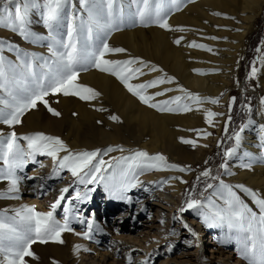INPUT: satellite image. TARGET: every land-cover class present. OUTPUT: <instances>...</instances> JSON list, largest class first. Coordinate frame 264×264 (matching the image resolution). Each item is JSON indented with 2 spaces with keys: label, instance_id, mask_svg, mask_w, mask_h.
I'll return each instance as SVG.
<instances>
[{
  "label": "snow or ice",
  "instance_id": "snow-or-ice-1",
  "mask_svg": "<svg viewBox=\"0 0 264 264\" xmlns=\"http://www.w3.org/2000/svg\"><path fill=\"white\" fill-rule=\"evenodd\" d=\"M116 3L117 0H79L81 9L87 13V19L77 17L73 11L71 20L67 24V39H63L61 29L65 18L69 15L66 7L71 5V8L75 10L72 0H0V27L16 33L30 43L48 41L46 46L50 53L48 59L39 58L42 60L39 67L44 71L38 74L35 70L37 65L34 63L37 60L36 54L22 52L18 46L0 39V124L8 125L9 128L21 124L24 114L35 109L38 102L43 103L52 115L60 116L61 113L50 107L45 99L50 94L78 96L85 101L98 97L100 95L98 91L78 83L80 71H87L89 67L115 76L133 96L138 97L148 107L160 112H189L193 110L192 104L201 105L206 101L212 104L218 103L217 99L202 98L182 87H179V91L183 93V96L177 95L169 100L152 102L154 97L163 96L172 92L173 89L164 88L152 95L146 94L147 90L157 88L162 84L173 83L174 77L168 76L162 68L140 58L106 59V54L126 52V49L121 47H110L105 38L112 30L118 28L117 16H123V7L117 9ZM131 3L137 6L136 16L144 26L150 22L163 29L184 31L183 28L172 29L168 23L170 12L180 10V0H168L170 6H166L165 0H155L154 5L153 0H131ZM34 12H38L41 16L43 26L48 30L47 36H41L32 30L31 16ZM77 19L79 23H76ZM181 39L183 38L176 39L174 43L179 45ZM189 46L207 48L206 45H198L195 42ZM5 50L16 53L17 63L7 60L3 55ZM207 50L211 51V49ZM257 51L261 50L257 49ZM261 59H264V55ZM145 68L150 72H160L162 75L141 83H131L130 81L146 74ZM256 72L257 69L253 66L251 75L255 76ZM181 101L191 103H181ZM234 101L235 98H233ZM261 104H264V98L261 99ZM98 110L103 111L104 109ZM229 110H231V105ZM205 112L206 122L209 125L213 124V117L221 115L207 109ZM109 119L119 121L116 115L110 116ZM228 120L231 121L230 115ZM261 130L264 132V125H261ZM195 131L198 135L203 132L205 138L212 135L203 130ZM225 132H227V125ZM234 135L236 147L226 149L225 157L233 156L240 145V133L237 132ZM181 141L193 147L197 143L195 140L184 138H181ZM260 142L264 147V135L261 136ZM203 146L207 147V145ZM114 151L124 152L126 150L122 146H109L106 149L74 151L61 138L42 132L23 136L18 135L14 130L8 133L0 132V162L3 165L0 167V182L7 181L8 183L7 189L0 191V199L20 198L22 180H32L36 177H22L18 175V172H23L29 163L44 167L43 163L37 160V156L51 158L53 176L59 177L62 171L67 170L74 178V184L85 187L84 192L77 187L75 196L68 198V204L64 206L62 222L56 219L54 213L61 206V202L66 200L65 194L69 193L72 185L60 189L59 197L50 205L51 210L47 212L37 211L34 207L28 206L14 209V215H8L7 210L0 212V264H28L25 257L38 259L32 251V245L37 241L64 243L61 239L62 233L74 232L71 227L73 220L84 223V219L78 217V210L71 205L73 200L83 202L90 199L89 193L94 189H89L88 185L102 182L111 198L130 202V197H127L126 193L142 183L139 176L145 171L177 170L184 172L190 170V167L169 164L162 154L150 155L143 150H128L130 155L113 157L111 160L103 159V156ZM61 153L63 155H60ZM220 167L227 170L226 163L221 164ZM243 167L251 169L252 164L247 163ZM201 177L218 181V183H206L205 191L214 189L211 196L206 198L207 204H203L199 199L191 198V193H187L188 198L185 201L187 209H196L197 214L203 217L208 227L226 225L230 233L235 232L237 251L248 260V264H264V196L245 185L235 186L251 198L252 203L258 209L257 212L245 203L234 190L233 185L226 183L219 176H213L211 169L202 171L197 177L198 182ZM169 179L187 183L179 176ZM43 187L41 185V188ZM212 196L222 201L223 206L212 199ZM185 210L182 207L180 212ZM183 226L192 236L197 235L187 223ZM91 231L92 221H88V231L76 233V235L91 239ZM186 243L191 244V241H186ZM82 247V245L74 246L75 251H79ZM171 250L172 247L169 245L168 251ZM142 264H148V262L145 260Z\"/></svg>",
  "mask_w": 264,
  "mask_h": 264
},
{
  "label": "rangeland",
  "instance_id": "rangeland-1",
  "mask_svg": "<svg viewBox=\"0 0 264 264\" xmlns=\"http://www.w3.org/2000/svg\"><path fill=\"white\" fill-rule=\"evenodd\" d=\"M117 7H121L118 4ZM72 4H75V10L71 8V5L66 7V12L69 15L65 18L63 22V27L61 29L62 38L66 39L65 33H67L66 26L69 22L70 16H72L73 11L77 17H82L87 19V13L84 12L79 4V0H72ZM116 7V8H117ZM123 10L125 6L122 5ZM169 16V15H168ZM34 18V14H32L31 19ZM203 19H206L205 15H202ZM122 19V22H121ZM36 25L40 23V20L36 21ZM76 23H79V19H77ZM117 24L118 28L112 30L111 33L123 32L126 34L120 41L119 44L122 46L121 48L126 49L124 53H109L106 54V59L111 60H124L129 59L130 56L133 58H140L143 61L149 62L152 65L157 66L158 68H162V64L164 61V56L166 53L171 55V59L167 58V62L173 66L174 59L176 56L173 53L179 52L183 49H187L184 45L186 41H188V36H184L183 34H177L176 37H173L172 34H168V40L172 42H168L167 48L163 44H160L157 40L156 32L161 28L153 23H148L147 26H144L140 23L139 18L135 15H124L120 17L117 16ZM206 22L198 24V28L193 31V38H190V42H201L207 46H211L208 38L212 39L210 35L197 36L198 34H203L202 29ZM193 25L191 21L181 23V27L184 30L190 29ZM211 26L210 24H207ZM32 28V27H31ZM200 28V30H199ZM66 29V30H65ZM178 29V28H176ZM33 31L40 34L41 36H47V34H43V32L38 27L32 28ZM139 33L144 35V40L138 39L137 36ZM132 35L134 37V41H129L127 36ZM155 36L154 41H151L150 36ZM108 36V35H107ZM181 39V43L179 45L175 44L174 41L179 38ZM108 42V37H105ZM197 40H196V39ZM207 38V39H205ZM0 39L6 40L16 46L22 52L34 53L36 54L37 60L34 62L37 67L35 68L36 72L39 74L44 71L41 69L39 65L42 63L40 57L45 59L50 58V53L47 48L48 41H41L38 43H30L23 39L21 36L16 33L11 32L10 30L0 27ZM225 40V36L218 39L221 43V49H224L229 46V42L223 45ZM111 44H109L110 46ZM113 47V46H112ZM257 49L261 51L258 52ZM264 52V6L260 13L258 14L251 31L244 38V41L241 43V49L236 52L235 59L233 62V71H232V80L228 90V99L224 105V117L222 120V125L220 130L213 129L211 131L212 135L210 136V140L207 143V148L205 150V158L204 161L201 162L198 154L197 145L193 147L191 144H185L181 142L182 146L185 148L184 152L187 157H189L190 161H184L181 159H177L175 161H171L170 163L179 165L181 167L189 168L190 170L180 172L175 170V174L181 177L183 180L185 176H188L184 183V187L182 190V195L179 199V203L176 206H171V204L166 203L164 201L156 200V197L150 196V193L147 194L148 191L142 192V189L132 188L129 191L127 197L130 198V202L127 200L114 199L109 198V200H105L106 196L103 190V183L91 184L87 187L89 189H94L89 193L90 199L79 203L78 206L72 204V206L78 210V217H82L85 219L84 223H75L73 225L75 231H81L83 233L85 230V225L87 224V220L91 219L93 221H97L101 226L108 227V229L115 230L114 232H121L120 235L128 237V238H139L141 236L140 233L146 234L143 237L142 243L139 241L136 246H143L146 248L147 252H134L128 254L129 261L135 262L139 261L142 263L143 261H147L148 264H177L182 257V254L185 252L194 253L195 255L191 257L190 264H204L207 262V258L212 255L210 261L211 264H230L227 260H223L220 258L219 250H216L213 253L209 252V245L212 244L210 238L216 234L214 230L218 228V226L209 227L205 231H202L201 228H204L203 217L197 214L196 209H187V205L185 203L188 198L187 193H191V198L199 199L202 203L208 198V195L214 189H207L205 191L206 183L217 184L218 181H213L209 178L201 177L200 181H197V177L200 175L202 171L205 169H211L213 176H219L220 179L224 180L226 183L234 186V190L246 199L251 198L241 192L238 188H235L236 185H240L243 183L227 179L229 176L228 170L220 167L221 164H227V168L231 164H233L237 159V157H233L236 155V152L231 157H225L224 153L226 149L236 147L235 143V133L239 132L243 133L244 127L249 121L252 113L254 112L255 106L259 104V101L263 98L261 89L258 82L257 75H251L252 67L259 68V59ZM13 52L4 51L3 55L7 58V60H11ZM174 68V67H173ZM163 69V68H162ZM167 70L170 72L169 68ZM146 73L144 76L139 77V79H134L130 81L131 83H141L147 80L155 79L160 74V72H150L147 68L144 69ZM173 74V73H172ZM171 72L168 76L174 77V82L166 85V88H172V92H168L167 94L175 95L179 93L180 85L177 84V77L175 74L172 75ZM104 79L105 87L99 86L98 82L103 81ZM78 83L87 87H91L92 89L98 91L100 95L92 100H81L78 96H64L61 93H57L55 95L50 94L45 97L48 101V105L54 108L56 111L60 112V116H54L49 111L48 108L41 102L37 103V107L32 109L24 114L21 118L22 123L18 124L19 127L23 125L30 134H34L37 132H42L46 135L56 136L63 140L65 136H68L67 143L69 142H77L81 145L79 150H95L106 149L109 146H112L111 137L114 135L116 142H124L127 143V140L122 139V134H126V137H129L131 141L138 139L140 143L149 142L150 138H145L149 134V129L153 127V122H156L157 119L153 118L151 115L142 116L138 113L136 100L142 103L138 97L133 96L124 85L118 80L115 76H112L109 73H104L99 71L94 67H89L87 71H80L78 77ZM112 84L117 85V90L114 91L112 88ZM245 86V88H244ZM177 87V88H176ZM156 92L155 88H150L147 90L146 94L152 95ZM225 93H221L220 96H224ZM159 96L154 97V100L161 99L169 100L171 96ZM233 98L235 101L233 102ZM145 105L144 103H142ZM231 105V110H229V106ZM175 106V105H173ZM98 109H104L100 111ZM250 109V111H249ZM73 113L75 115V121H71L69 114ZM160 112V111H158ZM116 115L119 117V121H113L109 119L110 116ZM170 115H177V113L171 112ZM229 115L231 116V121L228 120ZM98 121L100 123H98ZM175 127H183L182 124L175 123L174 120L171 122ZM15 125L14 128H16ZM227 125V132H225V126ZM9 127L5 124H0V132L4 133V130ZM20 129V128H19ZM243 129V131H241ZM101 131L112 134L111 137L101 135ZM121 132V134H118ZM179 133V131L177 130ZM86 137L91 140V142L87 144H83L82 140ZM139 137V138H138ZM231 137V139L229 138ZM194 139V136H192ZM113 139V138H112ZM115 141V140H114ZM167 141V140H166ZM212 142V143H211ZM66 143V144H67ZM124 143H118L123 144ZM115 147V146H112ZM171 151L176 152L175 149L170 145ZM115 152V151H114ZM114 152L108 153L107 156H103L105 160H111L113 157L112 154ZM46 157V156H37V158ZM186 157V158H187ZM183 158V156H182ZM185 158V156H184ZM235 158V159H234ZM234 161V162H233ZM2 162H0V167H2ZM35 164L29 163L28 166L25 167V172L21 173L23 177H28V173L31 171ZM188 172V173H187ZM68 171L64 170L60 173L59 178L55 181V184L58 182H62V179L68 175ZM251 173V172H249ZM35 177V176H32ZM29 180V179H26ZM6 181L0 182V191L6 190L8 185L4 183ZM27 189L31 186H34V181H31V184L25 183ZM79 188L81 192L85 191V187L83 185L75 184L72 189L69 190L68 195L72 194L76 188ZM194 188V191H192ZM253 190L258 191L262 196L263 195V186L258 185L256 183L250 184V187ZM152 193V192H151ZM137 195L135 198L132 197ZM143 196L144 200L141 203L143 205V211L138 205L140 202L137 200L138 197ZM32 199H35V196L29 195ZM43 198L39 197L41 201ZM107 201V202H106ZM252 201V200H251ZM7 199H0V212H3L4 208L1 205L5 204ZM77 203L79 201H76ZM65 201L61 202L60 212L54 213L56 219L60 220L64 217V205ZM185 208L184 212H180L181 208ZM254 210L258 212L256 206L253 204L251 206ZM51 210V209H49ZM40 211V210H39ZM8 215H14V213H8ZM176 217V219H174ZM163 221V223L161 222ZM106 222V223H105ZM190 224V227L200 236V239H196L193 242V237L185 234V228L183 226L184 223ZM193 224V225H192ZM110 225V226H109ZM175 232V234H173ZM106 235V234H105ZM217 236L219 234L217 233ZM213 236L214 240H218V237ZM101 237V236H100ZM99 237V238H100ZM108 239H112L115 236L109 232L107 235ZM196 237V236H195ZM217 238V239H216ZM64 243H56L53 241H49L46 244L54 243L57 246L56 250H53L51 246L46 247L41 250L37 247L39 241L32 245V251L35 253L38 259H33L30 257H25L28 264H77L75 262L76 257L71 253V250L68 249V246L73 247L72 240H68L65 236H61ZM83 239V236L80 235L79 241ZM107 239L106 243H109ZM211 239V240H210ZM100 240H104V237H101ZM141 240V239H140ZM213 240V241H214ZM76 242V240H74ZM186 241H191V244L186 243ZM101 242V241H99ZM145 244V245H144ZM87 245H89V251H87V256L82 259L84 262L91 261L92 256L99 257L101 253H109V249L107 250L105 246L101 243L96 244L93 241H87ZM102 245V246H101ZM171 245L172 250L168 251V246ZM46 246V245H45ZM221 246V245H220ZM98 247L97 252L95 249ZM104 249V250H103ZM130 249V248H129ZM128 249V250H129ZM196 249V250H195ZM235 251V247L233 244L228 245L225 250ZM100 250V251H99ZM102 251V252H101ZM108 251V252H107ZM205 258V259H204ZM111 260L108 261V263Z\"/></svg>",
  "mask_w": 264,
  "mask_h": 264
},
{
  "label": "bare ground",
  "instance_id": "bare-ground-1",
  "mask_svg": "<svg viewBox=\"0 0 264 264\" xmlns=\"http://www.w3.org/2000/svg\"><path fill=\"white\" fill-rule=\"evenodd\" d=\"M118 1L119 5L125 6V9L123 10L124 15L136 14L137 6L135 4H132L131 0ZM154 3L155 0H153V5ZM165 4L166 6H170L168 4V0H165ZM180 5L181 6L179 11L172 10L170 12L168 16V23L172 27V29H176L182 28L181 23L191 21L193 25L190 27V29L184 31H177L161 28L156 32V36L158 37L157 41L160 44H163L165 48H167L168 42H172L168 40V34H172L173 37H176L174 33L179 34V36L180 34H185L184 36H188V41H186V45H184L187 49H183L181 53L176 51L173 53V55L176 56V59H174L173 66H171L167 62V58L171 59V55L166 53V55L164 56L162 68L164 70V73H167V75H169V73L171 72V74L173 73L175 74V76H178L176 86L180 85L188 92L198 94L202 98L207 97L217 99L218 103L212 104L210 101H206L201 105L192 104V111L180 112L177 113V115L175 116L170 115L171 112H158L156 109L150 108L146 104L143 105L142 103L136 100L137 110L140 115L145 116L147 114L157 119L156 122L152 123L153 127L149 129L150 136L148 135L147 137H145L150 138L149 142L140 143L138 139L131 141L129 137H126V134H122V139L127 140V143L116 142L114 135L112 136V134H109L107 132L102 133L101 131V135L103 136H112L110 138L112 146H122L126 150L124 152L115 151L112 154L113 156L120 157L122 155H130V151L128 150H143L147 151L150 155H164L167 158V162L169 164H172L170 162L175 161L177 159H181L183 161L185 159V161H190L189 157L185 155V148L181 144V138H184L189 140H195L197 142L196 145L198 147L197 149L199 159L201 162H203L205 158V150L207 148L203 145H207L211 135L205 138L203 132L198 135L197 131L195 130H203L204 132L210 133L213 129L220 130L224 117L223 107L228 99V90L226 89L229 87L232 80V71L235 68H233V62L235 59L236 52L241 49V43L251 31V28L253 27L258 14L264 6V0H180ZM115 7H117V5H115ZM118 8L120 7L118 6L117 9ZM33 14L34 18L31 19V27H38L43 32V34L48 35V30L43 26L42 18L39 13L34 12ZM202 15H205L206 19H203ZM37 20H40V23L36 25L35 23H37ZM70 20L71 16L69 18V21ZM203 22H206L211 26L204 24V27L202 29V32L204 33H196V35L202 36V38L207 35H210L212 37V39H210L207 36L211 44V46H208V48L211 49V51L207 50V48L202 49L199 47L189 46L192 44V42H190V38H193L192 34H195L193 33V31L198 28V24L200 25ZM124 36H126V34L123 32H110V34L107 36L109 38L108 44H111L110 47H122L119 44V41ZM137 36H139L138 39L144 40V35L142 33H139ZM223 36H225L223 45L229 42V46L224 49H221L222 45L218 41V39ZM65 37L67 39L66 33ZM213 37H215V39H213ZM127 38L129 39V41L135 40L132 35L127 36ZM150 38L151 41H154L155 36H150ZM198 40L199 43L195 42L196 44H203L200 39ZM262 55H264V52L262 53ZM261 57L259 59V68L256 72V75L258 78V82L262 87L261 93L264 98V59H261ZM131 58L133 57L130 56L129 59ZM10 59L11 62L17 63L15 52L12 53ZM167 67L169 68L170 72L167 70ZM161 75L162 74H160L159 76ZM101 80L103 81L98 82L99 86L105 87L106 82L103 78H101ZM166 85L169 84L159 85L157 88H155V90L162 91L164 88H166ZM112 88L114 91H116L118 87L116 84H112ZM221 93H225L223 97L220 96ZM165 95L169 96L170 94L166 93ZM177 95L183 96V93L179 91V93L170 96L172 98ZM159 101H162V98L153 100L152 102ZM185 102L191 103L190 101H181V103ZM205 109L221 114L213 117L212 125H209L206 122ZM69 116L71 121H75V115L73 113L70 112ZM173 120L175 123L182 124L183 127H175L174 125H172L171 122ZM261 125H264V104H261L260 100L259 104L255 106L254 112L252 113L249 121L245 125L243 133L240 134V145L236 148V155L233 156H236L237 159L234 158L236 161H233L234 163L231 164L229 168H227L229 176H227L226 178L239 181L247 187H250V184L256 183L258 185H262L264 190V147L261 146L260 142L261 136L264 135V132H262L261 130ZM25 129L26 128L23 125H21L20 127L18 125L16 126V128L7 127L4 130V133H8L14 130L18 135L21 136L30 134ZM177 130L179 131V133L177 132ZM118 134H121V132H119ZM192 136H194V139L192 138ZM67 138L68 136H65L63 138V141L65 143H67ZM82 142L83 144H87L91 142V140L84 137ZM21 143L25 144L24 141H21ZM118 143H124V145ZM67 145L70 149L74 151H78L81 148V145H79L75 141L69 142L67 143ZM170 145L175 149L176 152L171 151ZM60 155H63V153H61ZM37 160L43 163L44 167H40L39 164H35L36 166L31 169V171L28 173V176H35L36 179L22 180L20 186L21 191L19 193L20 198L7 199V202L1 205V207L4 208L3 211L7 210L8 213H14V209H19L21 206H28L34 207L37 211L40 210L41 212H47L50 209V205L54 203L55 200L59 197L60 189L68 185H72L70 187V189H72L75 185L73 183L74 178L71 176L70 172L62 179V182H58L55 184V181L59 177L52 175L51 158L46 156L37 158ZM247 163L252 164L251 169L243 167V165ZM24 170L21 173H24ZM21 173L18 172V175H20ZM173 176H177L175 174V170L145 171L143 175L139 176V179L140 181H142V183L135 188L142 189V192L148 191L147 194L150 193V196H152L153 194V196L156 197V200L164 201L174 207L179 203L178 201L182 195L184 183H181L180 180L169 179ZM187 178L188 176H185V179ZM31 181H34V186H30L27 189L25 183L31 184ZM163 181H167V183H163ZM4 183H7V181ZM41 185H43L44 187L41 188ZM102 187L106 196L105 200H109V192L105 190L103 185ZM129 191L130 189L127 191L128 194ZM213 191L211 192V194L213 193ZM211 194H209L208 197H210ZM29 195L35 196V199L29 197ZM65 195L67 198L64 201L66 202L65 205H67L68 198L75 196V190L72 191V194ZM136 196L137 195H134L132 197L135 198ZM39 197H42L43 199L40 201ZM241 197L245 201V203H247L250 207L253 206V203L250 199H246V197L243 196ZM211 198L216 200L218 204L223 206V202L218 200L215 196H212ZM137 200H139L140 203L138 205L142 209L141 211H143V205L141 203L143 202L144 197L140 196L137 198ZM79 203L82 202L79 201L77 203L75 200H73L72 202V204H75L76 206H78ZM203 204H207V199H205ZM56 212L61 213L60 208H57ZM63 219L64 217L60 219V221L62 222ZM88 221H92V231L90 233L92 237L91 239L83 238L81 241H79L80 235H76V233H81V231H75L73 227L75 223L77 224V220H73L71 224V227L74 229V232L62 233V236H65L66 238H68V240H72L73 247L71 248L70 246H68V249H70L71 253L75 255V262L77 264H142L139 263V261H129L128 254L134 252H147L146 248H143V246H136L139 241L142 243L143 237H145L146 234L140 233L141 236H139V238L141 240L138 239V237L128 238L120 235L121 232L115 233V230L111 231V229L105 227L106 225L102 227V224L91 219L87 220L84 232L88 231ZM187 224L190 226L189 222ZM208 228L209 227L205 224L204 228H201V230L203 229L202 231H205ZM185 230V234L192 236L191 233L187 231V229ZM109 232H111L112 235L115 237L112 239H108L107 235H109ZM214 232H216V234H214L213 236L216 237L217 233L219 234V236H217L218 240H214L212 233L210 232V238L212 239H210V242L212 244H208L210 253L219 250L220 258L223 260H227V262H229L230 264H248V260L244 259V257L237 251L238 245L235 239L234 231L230 233L227 229V226L225 225L223 227L218 226V228H216ZM198 235H196V237L192 236L193 242L196 241V239H200V236ZM100 236L104 237V240H100ZM107 239L109 243H106ZM74 240H76V242ZM89 240L93 241V243L96 244H103L107 250L109 249V253L103 252L99 254V257L92 256L91 261L84 262L82 259H84V257L88 255L86 253L87 251H89H85L84 249H89V245H87V241ZM231 244L234 245L235 251H231L230 249L228 251L225 250V248ZM76 245H82L83 247L79 251H75L74 246ZM48 246H51L53 250L57 249V246H55L54 243H49V245H47L46 243L39 242L37 244V247L41 250L45 249ZM97 250L98 247L95 249V252H97ZM194 255V253L185 252L184 254H182V257L179 258L180 260L177 262V264H190L191 257ZM212 255L213 254H211L210 258L208 257L206 259L207 262H205L204 264H211L208 261H210ZM109 260H111V262L108 263Z\"/></svg>",
  "mask_w": 264,
  "mask_h": 264
}]
</instances>
